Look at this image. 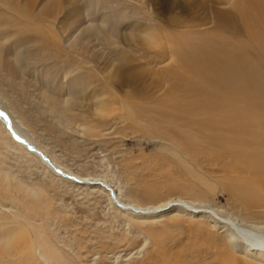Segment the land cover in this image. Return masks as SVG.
Here are the masks:
<instances>
[{"label": "rangeland", "instance_id": "374dc122", "mask_svg": "<svg viewBox=\"0 0 264 264\" xmlns=\"http://www.w3.org/2000/svg\"><path fill=\"white\" fill-rule=\"evenodd\" d=\"M145 1L151 14L149 22L159 21L164 29H168L172 18L187 17L195 11L188 0H176L179 6L174 5V0ZM222 1L213 0L210 5L232 8L221 5ZM149 2L154 4L150 6ZM139 7L140 3L132 5L133 9ZM124 12V5L114 0H0V104L29 141L67 171L87 179H107L115 188L121 187L123 200L140 205L174 201L154 215L122 211L110 204L106 192L96 186L98 181L82 184L54 175L38 156L13 138L0 115V177L5 182V187L0 186V240L21 235L29 244L32 258V263H25L22 253L12 256L0 248V264H46L39 257L38 241L55 242L52 245L66 258V264H164L165 252L176 250L182 252V260L188 264H218L208 246L211 237L225 235L223 226L207 216L209 213L188 211L182 205L185 202L181 204L176 199L182 197L208 211L211 206L241 215L264 213V203L260 209L244 210L227 188L228 184L246 179L242 172L215 165L208 158L193 159L169 143L171 138L138 131L132 126L134 121L131 124L120 114L113 119L100 112L97 93L104 86L106 98V90L117 95L127 91V87L113 86L118 83L113 81L119 80L120 70L126 77L147 78L144 82L151 98L138 103L137 108L167 97L163 71L171 63L159 62V50L142 55L146 49L143 43L152 41L154 34H145L136 18L121 17ZM105 13L111 14L112 22L108 29L91 27L84 41L88 50L84 61L65 46L66 38H80L83 27L97 24ZM38 14L42 18H35ZM209 20L205 28L214 22L213 18ZM193 21L201 20L190 22ZM37 24L46 27L55 43L48 44ZM155 29L157 33L161 31ZM179 29L189 31L183 42L188 44L189 36L195 35L191 31H201L203 27ZM19 53L31 59L19 64ZM84 68L93 71L94 77L89 74L91 87L68 112L64 108L67 89L86 87ZM158 78L161 83L155 81ZM51 98L63 106L61 112L52 107L48 100ZM259 98L264 101V95ZM114 108H119L117 113L122 111L121 107ZM177 155L184 156L186 159H182L193 170L177 166ZM203 180L212 187L207 188ZM16 187L40 190L43 200L35 197L32 204L21 197ZM151 194L156 197L149 198ZM149 237L162 240L163 248L160 250Z\"/></svg>", "mask_w": 264, "mask_h": 264}, {"label": "bare ground", "instance_id": "6f19581e", "mask_svg": "<svg viewBox=\"0 0 264 264\" xmlns=\"http://www.w3.org/2000/svg\"><path fill=\"white\" fill-rule=\"evenodd\" d=\"M142 1L145 0H114L115 3L124 5L125 12L121 17L136 18L139 27L146 30L145 34L147 32L154 34L152 41L148 39L143 43L146 49L142 55L159 50L158 53L156 51L159 62L171 63L163 71L164 80L161 79L167 83V97L157 100L154 105L147 103L145 108H137L138 103H146L145 101L151 98L144 82L147 78H143L142 75L126 77L120 70L119 80L113 81L118 83L113 86L116 89L127 87V91L117 95L109 89L106 90L108 94L106 98L104 86L102 92L97 93L101 102L100 112L108 113L113 119L118 118L120 114L127 122L134 121L132 126L138 131H148L162 139L171 138L168 140L169 143L176 144L184 154L193 159L208 158L213 160L215 165L242 172L245 174L242 177L246 179L226 186L232 190L244 210L260 209L264 203V101L258 97L264 95V0L222 1L221 5L232 6L231 9L211 6L213 0H188L189 6H194L195 11L187 17L172 18L167 26L168 29H164L159 21L149 22L150 10L145 5L147 1ZM137 3H140L139 8H142V11L139 8H132V5ZM149 3L150 6L154 4ZM173 3L179 6L178 1L174 0ZM17 4L19 6L18 2ZM47 13L50 14V11L47 10ZM141 15L142 18H138ZM27 17L31 15L27 14ZM35 18H42V14H38ZM209 18H213L214 22H211L210 27L205 28L204 26L209 24ZM192 20H201L202 23L201 21L192 23L190 22ZM111 22L110 13L102 14L97 24L90 23V26L83 27L79 32L80 38L67 36L65 46L74 50L86 61L88 50L84 41L88 38L91 27L108 29ZM190 25L203 27V30H192L195 35L189 36L190 41L185 44L183 42L189 31L180 30L179 27L188 28ZM37 28L44 37L46 36L49 45L55 43L54 37L47 32L46 27L37 24ZM155 28L161 31L157 33ZM30 29L35 31L33 27ZM30 59L31 57L26 53H19L16 57L19 64L24 62L26 64ZM84 72L86 79L83 77V82L86 87L70 86L67 89L68 96L64 108L68 112L75 109L79 97L83 98L82 94H85L90 86L89 74L94 77L92 70L84 68ZM159 79L155 81L161 83ZM48 100L52 101L51 105L54 109L58 107L61 112L63 106L58 100L54 98ZM114 107H121L123 113L122 111L117 113L119 108ZM0 115L3 121L1 123H4L13 138L18 143L24 144L29 152L38 156L54 175L60 179L82 184H88L90 180L98 181L95 185L106 192L110 204L118 209L130 210L142 215H154L173 203L174 200H168L162 205L148 206L123 200L121 187L115 188L107 179L83 178L67 171L56 162V159L53 162V159L51 160L37 145L29 141L21 128L12 123L7 110L2 108L1 104ZM223 154L226 156H221ZM182 158L177 155L174 163L193 170L189 162ZM202 182L207 188L212 187L208 181ZM1 185L5 187L2 177H0ZM16 188L21 197L32 204L35 203V197L39 201L43 200L40 190L29 187L27 188L30 191ZM155 197L151 194L149 198ZM176 200L181 204L185 202L182 205L187 206L188 211H196L200 215L209 213L207 216L223 226L225 235L211 237L208 246L213 252L214 259L219 260L218 264H264V213L249 212L241 215L211 206L208 208L212 210L208 211L209 209L206 208L200 209L201 205L184 201L182 197ZM213 212L219 217H215ZM18 237L21 240H17ZM151 239L161 250L164 242L155 237H149V240ZM52 244L55 242L52 241ZM52 244L38 241L40 259L46 264H66V258ZM28 245L21 235L0 240V248L4 253L12 256L22 253L23 261L32 263ZM182 257L181 251L165 252L164 264H188L182 260Z\"/></svg>", "mask_w": 264, "mask_h": 264}]
</instances>
